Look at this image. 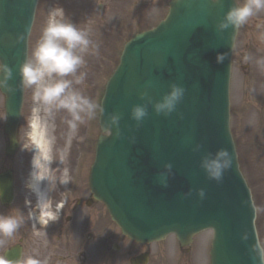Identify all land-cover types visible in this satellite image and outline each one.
Listing matches in <instances>:
<instances>
[{
  "label": "water",
  "instance_id": "obj_1",
  "mask_svg": "<svg viewBox=\"0 0 264 264\" xmlns=\"http://www.w3.org/2000/svg\"><path fill=\"white\" fill-rule=\"evenodd\" d=\"M37 0H0V63L12 69L5 95V132L14 146L23 88L19 66L26 60L27 38ZM234 0H171L166 18L135 35L124 47L101 102L100 129L119 113V139L100 135L90 170L93 196L102 201L123 234L140 242L174 233L187 244L194 233L213 230L211 264H259L250 248L257 235L255 210L238 170L229 133L228 84L235 31L216 25ZM19 38V40H18ZM226 58L218 63L217 55ZM158 102L175 83L185 89L176 111L165 117L148 105V117L136 127L130 112L142 104L145 84ZM199 146L198 151H193ZM228 151L232 164L220 182L200 167L202 157ZM164 164L172 165L168 174ZM164 173L167 187L158 178ZM204 191L201 198L198 190ZM247 235V240L241 237ZM15 252L13 264L18 261Z\"/></svg>",
  "mask_w": 264,
  "mask_h": 264
},
{
  "label": "rangeland",
  "instance_id": "obj_2",
  "mask_svg": "<svg viewBox=\"0 0 264 264\" xmlns=\"http://www.w3.org/2000/svg\"><path fill=\"white\" fill-rule=\"evenodd\" d=\"M125 1L127 0H38L29 36L28 59L31 58L32 51L40 39L43 29L53 18L65 23L70 22L78 29L87 32L89 39L97 46V51L92 54L90 50L89 54L84 56L86 64L80 71L86 73V79L83 84L74 85V88L99 104L104 85L117 64L122 43L129 35L141 28L156 24L164 13V3L160 8L157 0H132L126 3ZM242 1L240 0V3ZM156 5L159 7L155 8ZM125 7L132 11L129 17L134 23L128 31H123L121 40L110 41L107 37H99L98 32H105V25L110 24L111 21L114 22V12L123 11L126 9ZM263 14L264 12H260L252 17L237 34L233 48L230 82V129L236 146L240 170L252 191L253 202L256 206L255 223L259 240L262 242H264V63L260 61L264 56ZM136 20L141 22L136 23ZM115 24L116 21L112 25ZM32 97L33 90L24 88L19 127L22 153H29L33 149L31 136L34 124H40L42 127L47 125L48 128L55 127L50 118L46 116L43 106L35 103ZM3 99V95L0 93V119L3 118L5 121L4 115L2 117ZM99 133L97 114L95 120L85 118L84 123L78 126L75 133L69 129L67 124L66 130L60 134L62 136V145L59 144L60 146L56 144L57 136L50 135L53 142L52 153L59 156L54 157L53 163L56 166L52 170L47 167L45 174L46 181L51 186V193L57 196L61 187L65 189L64 181L66 179L68 183L64 191L69 198L70 195H73L69 192L70 185H78L79 190H82L81 180L83 179L81 176L84 178L82 184L85 186V176H87L88 165L94 156L96 138ZM71 139L74 142L72 146L69 144ZM248 155L250 160H247ZM261 156H263L262 159ZM78 167L79 171H76ZM55 168L57 170L52 172ZM104 215L103 217L101 215L99 224L101 239L106 242L108 249L104 251L102 247L105 244H102L99 253L92 251L88 254L86 264H129L126 258L128 252L111 249L113 243L120 244L114 235L119 232L108 217V221H104ZM39 230L38 232H40ZM211 237L210 230L195 235L192 242L193 248L181 259H178L177 252V262L197 264L198 257H201L202 264H209L208 251ZM171 241V238L168 237L163 243L164 250L167 249V255H171L170 250L173 249ZM123 244L121 243V245ZM128 246L129 244H125V247ZM35 249L27 247L20 264H24L28 258L37 259L40 264H49L46 261L49 260L52 252ZM58 249L61 250V248ZM151 251L153 252V250ZM74 255L75 264H80L78 261L81 259V254L74 253ZM0 257H2L1 251ZM166 260L168 263L169 259ZM172 260H176V256Z\"/></svg>",
  "mask_w": 264,
  "mask_h": 264
},
{
  "label": "clouds",
  "instance_id": "obj_3",
  "mask_svg": "<svg viewBox=\"0 0 264 264\" xmlns=\"http://www.w3.org/2000/svg\"><path fill=\"white\" fill-rule=\"evenodd\" d=\"M219 0H212V3H218ZM264 12V0H243L242 4L230 7L225 13L223 19L216 25L218 33H222L229 28L235 32L248 21ZM19 40V38H18ZM95 54L97 46L89 39L88 33L78 29L70 22H61L53 20L43 29L40 39L32 51L31 58L25 60L19 66L20 86L25 89L33 90V100L42 105L48 118H54L58 112H65L70 117L67 120L69 129L75 133L78 126L87 120H95L97 114H103L101 105L85 97L74 88L75 85L83 84L86 79V73L80 71L85 67L84 56L89 52ZM226 58L225 54L217 55V62L220 63ZM247 59V57H246ZM264 63V60L260 61ZM13 78L12 69L3 63H0V89L7 92H13L9 81ZM152 87V82L145 84V91L140 92L139 98L144 101L142 104L134 105L131 108L130 117L136 122V127L148 117V105H152L153 112L156 115L169 116L176 111L177 105L182 101L185 89L175 83L169 85L170 91L163 95L160 101L153 102L147 89ZM120 120L119 113L109 114L107 122L104 125L107 134L112 135L111 129H115V137L120 138ZM199 146L193 151H198ZM51 166V158L41 161L38 157H33L31 161L32 170L29 173L30 180L37 186L42 184L47 177L39 175L37 169L41 165ZM232 160L228 151L220 149L215 154H207L202 157L200 167L204 170L210 180L220 182L223 174L231 167ZM164 169L168 174L172 172L171 164H164ZM162 187H167L164 173L158 177ZM68 180L64 181L65 186ZM31 187V185H26ZM37 191V189H33ZM197 194L203 198L204 191L198 190ZM40 202V195L37 196ZM43 206V205H42ZM60 208L63 204L59 205ZM58 217L49 214L47 221L55 222ZM23 225L22 218L0 215V236L11 238ZM247 240V235L241 237ZM4 240H0V246H3ZM252 259L258 260L259 264H264V242L258 238L251 246ZM0 264H12L11 261L0 257ZM24 264H40V261L34 258H28Z\"/></svg>",
  "mask_w": 264,
  "mask_h": 264
},
{
  "label": "flooded vegetation",
  "instance_id": "obj_4",
  "mask_svg": "<svg viewBox=\"0 0 264 264\" xmlns=\"http://www.w3.org/2000/svg\"><path fill=\"white\" fill-rule=\"evenodd\" d=\"M165 2L166 0H159L160 4ZM130 27L131 25L128 28ZM3 127L4 122L1 118L0 215L22 218L23 225L11 238L0 236V240H4L3 246H0L2 256L6 250L18 247L21 250L22 260L24 250L30 247L36 248L35 250L43 249L52 252L49 260L46 261L49 264H75L74 253L81 254V259L78 261L80 264H86L88 254L92 251L99 253L102 244H105L102 247L103 250L107 251L106 242L101 239L99 224L100 217L106 215V210L101 202L92 197L88 183L85 186L82 184L84 183L82 176L83 180L80 179L82 190H79L78 185H70L69 192L73 194L70 195V198L62 187L57 196L54 193L49 195L46 203L47 213L56 215L58 219L55 222L47 221L43 226L36 223L37 213L33 192L30 187L26 186L30 185L29 153H22L19 149L13 153H7L5 149L7 141ZM8 180L12 185V198L9 202H2L1 189L6 186ZM61 204H63L62 208L59 207ZM105 215L104 221H108ZM114 235L120 244L113 243L111 249L128 252L126 258L129 264H143L144 260H146L145 264H165L167 254H165L162 244H138L127 240L120 233ZM121 243L124 244L121 245ZM125 244H129V246L125 247ZM177 252L178 259H181L189 253V247L177 248L176 260L173 261V264H180L177 262Z\"/></svg>",
  "mask_w": 264,
  "mask_h": 264
},
{
  "label": "bare ground",
  "instance_id": "obj_5",
  "mask_svg": "<svg viewBox=\"0 0 264 264\" xmlns=\"http://www.w3.org/2000/svg\"><path fill=\"white\" fill-rule=\"evenodd\" d=\"M98 33H99L98 36L100 37V32H98ZM69 119H70V117L68 116L67 113L58 112L55 114L54 118L50 119L52 122V125H55L54 128H52V127L48 128L47 125L42 127L40 124H37V123L34 124L32 136H31V142L33 144L32 158L34 156L38 157L42 162L45 161L47 158H51V160H52V164L50 167L42 164L37 169V172L39 175L45 176L47 167H48V169L51 168L50 170H52V168L56 166V164L53 163L54 157L55 156L59 157V156L54 155V153H52L51 147L53 145V142H52L50 135L57 136L56 144L58 146L62 145V136L60 134H62L66 130L67 120H69ZM73 143L74 142L72 139L69 140L70 146H72ZM63 148H64V146H63ZM263 156H264V153H263ZM263 156H261V159L263 158ZM247 158H248L247 160H250L249 155ZM31 161H32V159H31ZM57 163H58V160H57ZM31 170H32V168H31ZM56 170H57V168H55L52 172H55ZM29 182H30L32 190L37 189V191H33V192H34L35 198H36V208L40 214L39 215V217H40L39 221L43 222L44 218L46 216H48V213L46 210V201L48 199V194H49V190H50L51 186L48 184V182L46 180L42 184H40L39 186L35 185L31 180H29ZM38 194L41 197L40 202H38V198H37Z\"/></svg>",
  "mask_w": 264,
  "mask_h": 264
}]
</instances>
